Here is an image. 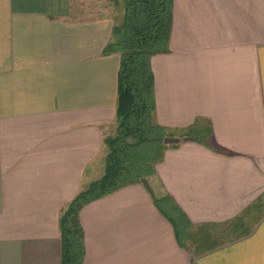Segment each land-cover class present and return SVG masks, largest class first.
<instances>
[{
  "label": "crops",
  "instance_id": "1",
  "mask_svg": "<svg viewBox=\"0 0 264 264\" xmlns=\"http://www.w3.org/2000/svg\"><path fill=\"white\" fill-rule=\"evenodd\" d=\"M121 7L0 0V264H61V212L104 173L121 56L103 49ZM151 63L156 121L181 139L154 196L134 183L81 209L85 264H264V0H174ZM167 195L193 244L218 245L182 246Z\"/></svg>",
  "mask_w": 264,
  "mask_h": 264
},
{
  "label": "trees",
  "instance_id": "2",
  "mask_svg": "<svg viewBox=\"0 0 264 264\" xmlns=\"http://www.w3.org/2000/svg\"><path fill=\"white\" fill-rule=\"evenodd\" d=\"M174 0H125L123 18L113 26L104 54L119 53L117 126L105 138L107 154L103 175L83 187L60 215L61 264H85V233L81 209L89 202L155 174L169 144L168 129L156 121L155 75L152 57L169 51ZM190 137L198 139L196 130ZM158 208L172 222L178 242L187 246L192 222L167 195ZM234 222V221H233ZM232 222V223H233ZM234 224V223H233ZM218 245H197L203 251Z\"/></svg>",
  "mask_w": 264,
  "mask_h": 264
},
{
  "label": "rangeland",
  "instance_id": "3",
  "mask_svg": "<svg viewBox=\"0 0 264 264\" xmlns=\"http://www.w3.org/2000/svg\"><path fill=\"white\" fill-rule=\"evenodd\" d=\"M103 1V0H102ZM105 1V0H104ZM107 1V0H106ZM108 1H113V2H115V1H117V3H119L120 4V7H121V5H122V7L120 8V14H119V16L117 17L118 18V22L117 23H119L121 20H122V18H123V12H124V4H125V0H108ZM115 10H117V7H115ZM152 176L153 175H150V176H148V177H146L149 181L152 179ZM139 183H141V184H143V182H142V179H141V182H139ZM144 185V184H143ZM262 209L264 210V202H263V206H262ZM250 219H252V218H250ZM249 219V220H250ZM238 232H234V235H236ZM228 234H226V236L225 237H228L227 236ZM230 235H233V234H230ZM190 245V248H191V250L194 252V251H196V244H193V242L191 241V240H189V242H188Z\"/></svg>",
  "mask_w": 264,
  "mask_h": 264
},
{
  "label": "water",
  "instance_id": "4",
  "mask_svg": "<svg viewBox=\"0 0 264 264\" xmlns=\"http://www.w3.org/2000/svg\"><path fill=\"white\" fill-rule=\"evenodd\" d=\"M180 139L181 138H179V137L167 136L165 138L164 142L166 144H171V143L179 142ZM184 139H188V137H185ZM142 182H143L145 188L151 193L152 196H154V192H153L152 186L150 184V181L146 177H143Z\"/></svg>",
  "mask_w": 264,
  "mask_h": 264
}]
</instances>
